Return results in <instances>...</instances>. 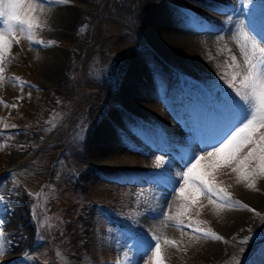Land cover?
<instances>
[{
	"label": "rangeland",
	"instance_id": "obj_1",
	"mask_svg": "<svg viewBox=\"0 0 264 264\" xmlns=\"http://www.w3.org/2000/svg\"><path fill=\"white\" fill-rule=\"evenodd\" d=\"M161 1L177 13L178 31L185 27L196 43L191 65L207 80L174 68L178 80L170 87L165 76L172 70L163 66L160 53H153L157 60L148 54L146 66L155 71L157 87L144 96L147 88L139 84L140 113L123 131L116 128L103 159L95 162L87 146L90 130L115 110L127 116L118 91L131 60L147 52L144 21L158 0H110L95 42L89 26L99 0H36L43 27L34 39L42 43L17 33L19 43H11L0 63V264H153L151 250H137L152 236L160 237L165 264H264V204L221 206L201 192L183 211L191 188L185 199L176 191L189 157L206 156L212 148L205 146L227 139L224 134H231L238 119L224 76L233 55L243 63L240 27L258 42L264 36V0H207L197 3L201 10L195 13L180 0ZM57 11L70 25L55 22ZM158 15L149 17L152 24ZM58 53L65 55L62 73L49 82L42 73L52 69ZM207 162H201V171ZM211 178L238 202L242 186L264 189V177L248 187L228 167L216 168ZM231 210L244 217L237 230L225 229L235 218L224 219ZM181 212L183 223L172 220L163 235L149 225ZM196 227L223 239L195 233ZM121 251L124 257L116 261Z\"/></svg>",
	"mask_w": 264,
	"mask_h": 264
},
{
	"label": "snow or ice",
	"instance_id": "obj_2",
	"mask_svg": "<svg viewBox=\"0 0 264 264\" xmlns=\"http://www.w3.org/2000/svg\"><path fill=\"white\" fill-rule=\"evenodd\" d=\"M56 2H66V0H56ZM40 5L36 0H0V19L4 25L0 29V63L5 59V53L10 49L11 43H19L20 35L26 34V38L34 45L42 42L34 39L35 30L43 27L36 14ZM253 31V30H252ZM254 32V31H253ZM238 45L243 63H239L235 55L231 57V63L227 65L228 71L224 76L225 83L233 93V101L238 119L229 128V132L217 140L214 144L205 147L212 148L205 155L196 156L195 153L186 161H191L187 171L183 173V183L176 191L182 199H185L186 188H191L188 203L181 204V209L187 211L188 206L195 202L199 193H204L216 197L224 204L229 202L232 205L239 204L242 208H248L247 205L232 200L229 194L215 184L211 178L212 173L218 167H228L247 183L248 187H253L258 177H264V36L257 38L245 31L241 26L238 33ZM3 68L0 67V80L3 79ZM234 129V130H233ZM219 144V147H215ZM207 160L203 166L202 161ZM250 211H254L249 209ZM183 212L176 216H166V220H174L178 225L183 223L181 216ZM2 224V221H0ZM195 233H201L205 236H211L216 240L223 239L214 232L196 227ZM247 237L245 241L247 242ZM151 241H155V247H152ZM160 237L152 236L147 245L140 241L138 251L143 249L146 253L152 251L153 264H165L161 256ZM165 244L174 245L173 241L165 240Z\"/></svg>",
	"mask_w": 264,
	"mask_h": 264
},
{
	"label": "bare ground",
	"instance_id": "obj_3",
	"mask_svg": "<svg viewBox=\"0 0 264 264\" xmlns=\"http://www.w3.org/2000/svg\"><path fill=\"white\" fill-rule=\"evenodd\" d=\"M180 2H181V5L183 7H185L186 9L188 8L189 10H191V12L193 11L194 13L198 9H200V7H198L197 3H199L200 5L207 4V3H205V2H207V0H196L195 2H192L191 0H180ZM222 3H224V2H222ZM182 6H180V8ZM208 6H210V5H208ZM186 9H185V11H187ZM170 10H171V8L167 5H164L163 1H161V0H158V2H156V4L153 6V9L152 8L148 9V11L146 13L147 18L145 16L146 20L144 21L145 25H146V26H144V33H145V36L147 37V42L149 44L146 48L147 52L142 51V52L138 53L137 55H135L134 59L131 60L132 65L126 74L128 76H125L123 83L121 84L120 90L118 91L120 104L124 107V108L122 107V111L125 109V111L128 112L127 116H125V114L122 112L120 114L119 113L120 110H115V111L112 110L113 112H110L107 115L108 116L107 121L105 120V122L103 121V123H97V124L93 123V121L91 122V123L95 124L94 125L95 128H93V129L91 128V130H90L91 134H89L88 141H87L88 144L86 143L88 148H90V150H91V152L89 153L91 160H93L95 162H97V161L100 162L101 159H103L102 157L106 154L105 151H106V148L108 147V144L113 140L114 133H115L114 131L116 130V128L121 127L120 131H123L124 125L128 126L129 122L134 121V119H132V117H133V115L138 114V112L140 110L139 105H141L143 103L138 99L139 95H137V93H136L137 88H139V86H140L139 84L143 83L144 88L145 89L147 88L146 95L144 94V96H147L148 94H150L152 89H156V87H157L156 86L157 83L155 81L156 73L154 70L151 69V67L146 66V61L149 57L148 54H150L152 56V59L153 58L156 59V57L154 55L160 53V56H162V59H164V61L162 60L164 62L163 66H165V68H169L172 70L171 73H167V75L165 76V81H166L165 84L167 83V85H169L170 87L177 83V80H178L177 79L178 76H176L177 71L180 72V71H183V69H186V71L187 70L193 71L196 75H198V77L196 79L199 78L203 82H205L207 80V76L205 77L203 75V73L201 72V70H198V68H193L191 65L190 59L193 58L192 57L193 56L192 49H193V46L196 45V43L194 44L193 38L191 37V35H188L189 33H186L183 31V29L185 27L182 29L180 28V32L178 31V28L174 22L175 19L173 18L174 16L177 15V13L174 12L175 14L173 16ZM159 11L162 15H158L159 19H157L156 23L154 22V20H155V18H154L153 24H152L151 20H149V17H151V15L152 16L155 15ZM191 12H189V13H191ZM70 14H72V16H73L74 12H71ZM56 15H58V11H57ZM64 18H62L61 14H60L59 18L56 19L57 21H55V22H58V24H59V22L60 23L62 22L63 25H67L65 23H68L70 25V23H69L70 20H68L67 18H65V19ZM48 24H50V23H48ZM53 24L55 25V23H53ZM49 27H50V25H49ZM178 27H180V26H178ZM51 34H53V33H51ZM153 53H154V55H153ZM64 58H65L64 54L58 53L56 55V58H54V62L51 61V62H53V64H51L49 62L50 66H48V67H49V69L50 68H52V69L43 71L42 76L46 80H48L49 82L55 83V81H57L60 78V75L62 73L61 69L63 66ZM141 62L143 63V65ZM43 68H42V70H43ZM174 68H175L176 74L173 73ZM125 71H126V69H125ZM202 71H203V69H202ZM174 74H175V76H174ZM179 75H180V73H179ZM123 76H124V74H123ZM200 84H202V83L200 82ZM130 113L132 115H130ZM240 189H241L240 190L241 192H242V190L244 191L243 194L241 195L242 197H241V201H239L240 203H242L244 205H250L251 203L253 204L256 201L255 204H264V201L260 196V194L264 195V189L263 188L256 191V192L251 191L250 189L247 190L244 186H242V188H240ZM262 197H264V196H262ZM230 214H233L235 216V218L233 220H230L231 222L229 224H226L227 228L225 227V229H231V230L236 229L237 230V228H239L241 226V222L244 220V217L242 216L243 214L239 210H236V211L231 210V211H229V213H227V218L225 217L224 219L225 220L230 219V216H231ZM166 215H168V214H166ZM170 223H172V222L170 220H166L165 217H163V218L156 217L155 220H153L152 222L151 221L149 222V225L151 226V228H154L155 230H157L159 232V234L161 233L163 235L166 227ZM118 250H120V249L118 248ZM114 252H115V250H114ZM115 253H114V255H115ZM120 253H121V256H118V258L115 259L116 261L122 260V259H119V257H121V258L124 257L122 251Z\"/></svg>",
	"mask_w": 264,
	"mask_h": 264
},
{
	"label": "trees",
	"instance_id": "obj_4",
	"mask_svg": "<svg viewBox=\"0 0 264 264\" xmlns=\"http://www.w3.org/2000/svg\"><path fill=\"white\" fill-rule=\"evenodd\" d=\"M109 3L110 0H99V8H98V12L95 15V18L91 21L90 23V36H92L93 41H97L99 39H101V25H102V21H103V17H105V15L108 13V9H109ZM72 134H70V132H67L68 137H70Z\"/></svg>",
	"mask_w": 264,
	"mask_h": 264
}]
</instances>
